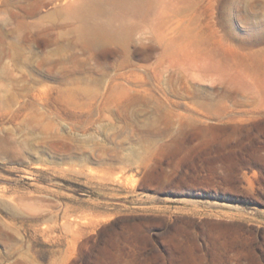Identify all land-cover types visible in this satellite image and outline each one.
I'll list each match as a JSON object with an SVG mask.
<instances>
[{
	"label": "rangeland",
	"instance_id": "1",
	"mask_svg": "<svg viewBox=\"0 0 264 264\" xmlns=\"http://www.w3.org/2000/svg\"><path fill=\"white\" fill-rule=\"evenodd\" d=\"M0 264H264V0H0Z\"/></svg>",
	"mask_w": 264,
	"mask_h": 264
},
{
	"label": "bare ground",
	"instance_id": "2",
	"mask_svg": "<svg viewBox=\"0 0 264 264\" xmlns=\"http://www.w3.org/2000/svg\"><path fill=\"white\" fill-rule=\"evenodd\" d=\"M93 40L96 41L98 38L102 39L104 38L103 34L101 32H93L92 34Z\"/></svg>",
	"mask_w": 264,
	"mask_h": 264
}]
</instances>
